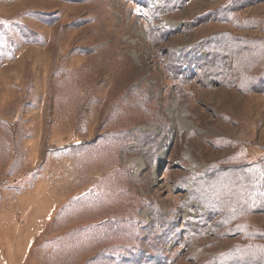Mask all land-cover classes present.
Returning <instances> with one entry per match:
<instances>
[{
    "label": "rangeland",
    "instance_id": "rangeland-1",
    "mask_svg": "<svg viewBox=\"0 0 264 264\" xmlns=\"http://www.w3.org/2000/svg\"><path fill=\"white\" fill-rule=\"evenodd\" d=\"M263 194L264 0H0V264H264Z\"/></svg>",
    "mask_w": 264,
    "mask_h": 264
},
{
    "label": "trees",
    "instance_id": "trees-1",
    "mask_svg": "<svg viewBox=\"0 0 264 264\" xmlns=\"http://www.w3.org/2000/svg\"><path fill=\"white\" fill-rule=\"evenodd\" d=\"M243 184H245L244 181H243ZM249 208H250V210H249ZM249 208H248V205L243 206V209L245 212H247L249 210L253 214L264 213V194L261 196V198H259L258 195L254 196V201L252 202V205L249 206Z\"/></svg>",
    "mask_w": 264,
    "mask_h": 264
}]
</instances>
